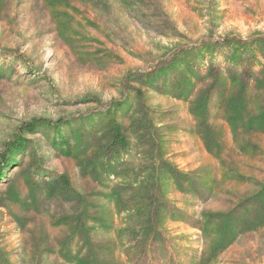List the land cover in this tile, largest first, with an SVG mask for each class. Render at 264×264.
Instances as JSON below:
<instances>
[{
    "label": "rangeland",
    "instance_id": "obj_1",
    "mask_svg": "<svg viewBox=\"0 0 264 264\" xmlns=\"http://www.w3.org/2000/svg\"><path fill=\"white\" fill-rule=\"evenodd\" d=\"M20 137L0 264H264V0H0Z\"/></svg>",
    "mask_w": 264,
    "mask_h": 264
},
{
    "label": "trees",
    "instance_id": "obj_2",
    "mask_svg": "<svg viewBox=\"0 0 264 264\" xmlns=\"http://www.w3.org/2000/svg\"><path fill=\"white\" fill-rule=\"evenodd\" d=\"M38 124H43V123H37V122H31L30 124H26L25 126V133H34L36 130V126ZM116 140H122L119 136L116 137ZM64 140L60 139L58 141V148H62L64 145ZM28 144V139L25 137H20L19 139H14L11 142L8 143L6 146V151L0 155V167L2 170H5L9 168L13 162H15L14 156L17 153H21L25 150ZM1 178V177H0ZM60 179L63 181L62 184H68V179H66L65 176H61ZM60 180V181H61Z\"/></svg>",
    "mask_w": 264,
    "mask_h": 264
}]
</instances>
